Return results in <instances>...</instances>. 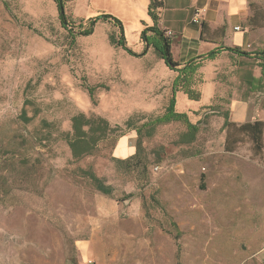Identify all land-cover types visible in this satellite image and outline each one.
Returning <instances> with one entry per match:
<instances>
[{
    "label": "rangeland",
    "instance_id": "rangeland-1",
    "mask_svg": "<svg viewBox=\"0 0 264 264\" xmlns=\"http://www.w3.org/2000/svg\"><path fill=\"white\" fill-rule=\"evenodd\" d=\"M90 1L64 0L63 27L54 0H0V264H260L264 126L257 141L232 120L230 62L202 60L197 100L175 92L174 110L197 126L186 141V122L152 123L178 74L139 42L138 15ZM250 6L264 28V0ZM102 12L139 55L110 43L111 19L79 33ZM80 113L106 122L75 159L67 141ZM129 134L139 156L120 160Z\"/></svg>",
    "mask_w": 264,
    "mask_h": 264
},
{
    "label": "crops",
    "instance_id": "crops-1",
    "mask_svg": "<svg viewBox=\"0 0 264 264\" xmlns=\"http://www.w3.org/2000/svg\"><path fill=\"white\" fill-rule=\"evenodd\" d=\"M109 1L120 2L121 10L128 17L138 15L139 28L144 29L155 22L148 14L150 0H142V5L137 0ZM160 1L162 6L156 10L158 15L156 24L162 31L169 29L173 32L169 37L163 35L171 41L170 49L175 62L182 66L189 60L218 48L220 51L216 57L207 61L211 63L210 61L216 62L219 59L230 62V82L236 84L229 109L232 120L238 123L264 120V55L262 52L257 53L256 50L257 47H264V28H257L251 22L252 0ZM88 2L91 3L90 0ZM197 10H201L202 17L199 22H194L193 15ZM99 12L97 10L96 13ZM135 21L136 19L133 22ZM228 23L229 30L226 28ZM236 26L239 28L234 29ZM139 42L143 44L142 40ZM227 47H238L247 54L240 55L225 50ZM174 73L178 74L176 71ZM222 77L223 75L220 79ZM216 84L218 89L223 85L217 80ZM122 137L125 139H121ZM119 139L121 140L117 150L120 148L128 151L124 154L115 153L114 157L125 159L132 156L136 151V137L129 134L122 135ZM255 254L260 264H264V235Z\"/></svg>",
    "mask_w": 264,
    "mask_h": 264
},
{
    "label": "trees",
    "instance_id": "trees-1",
    "mask_svg": "<svg viewBox=\"0 0 264 264\" xmlns=\"http://www.w3.org/2000/svg\"><path fill=\"white\" fill-rule=\"evenodd\" d=\"M54 1L57 4L56 8L58 12V17L62 22V26L67 27L69 21L64 11L65 8L64 0H54ZM161 6H162V2L160 0H150L148 14L155 22L152 26H147L144 29H142L140 38L143 41L144 45H146L147 47L152 46L157 51L159 57L163 60V62L168 67L178 72V75L175 76V78L172 81L173 92L170 98L169 105L165 109V112L161 116L156 117L152 123L161 124L170 121H184L188 125H187V131L182 134V139H185L186 141L190 142L195 138L197 126L189 122L186 113L177 112L174 110L175 92H177L178 90H182L191 100H197L199 98V93H198L199 91H196L191 86L193 83V76H195V74L197 73V69L200 67L202 60L214 59L220 50L218 48L211 50L205 55L198 56L193 60H189L184 65L179 66V64L175 62L173 55L171 53V49H170L171 41L169 40V38L163 35V31L160 30L158 25L156 24V21L158 19L156 10L158 9V7ZM99 19H111L115 23V25L118 26L119 28L118 38L112 35L110 41L111 44H113L114 46H121L122 48L126 49L128 53H131L133 55L140 54L126 47L125 38L123 34V26H122L123 23L120 19L111 16V14L101 13L96 17L90 18L89 19L90 25L79 33L81 35H89L93 30V25H95ZM204 28L205 27H203V29ZM225 50L233 51L239 53L240 55L247 54L246 52L241 51L240 48L238 47H233V48L227 47L225 48ZM144 54L145 52H143L142 55ZM262 54L264 55V51L262 52ZM91 90L92 89L89 90L90 93ZM22 117L24 121L28 122V120H30V118L27 117L25 112H23ZM71 120H72L71 122L72 135L71 137L68 138L67 142L71 149L72 156L75 157V159H78L81 156L91 152L92 148L90 142L85 137L86 134L91 130V127H93L94 124L98 123L100 129L104 130V127L100 125V122L104 123L106 121L105 119L102 118L87 117L82 113L73 115ZM263 126H264V121L257 120V121L243 123L239 127L248 132H252L254 136L257 138V141H260V134ZM137 156H139V150L138 147L136 146L135 153L130 157H137ZM120 160H124V159H120ZM92 179L95 182L96 189L106 194L111 193L110 186H107L101 179L95 176H92Z\"/></svg>",
    "mask_w": 264,
    "mask_h": 264
},
{
    "label": "built area",
    "instance_id": "built-area-1",
    "mask_svg": "<svg viewBox=\"0 0 264 264\" xmlns=\"http://www.w3.org/2000/svg\"><path fill=\"white\" fill-rule=\"evenodd\" d=\"M201 17H202V13H201V10H197L195 11L194 15H193V21L194 22H199L201 20ZM239 28V26H236L234 29H237ZM163 34L165 36H172L173 35V32L169 29H164L163 30Z\"/></svg>",
    "mask_w": 264,
    "mask_h": 264
},
{
    "label": "water",
    "instance_id": "water-1",
    "mask_svg": "<svg viewBox=\"0 0 264 264\" xmlns=\"http://www.w3.org/2000/svg\"><path fill=\"white\" fill-rule=\"evenodd\" d=\"M147 47V46H146Z\"/></svg>",
    "mask_w": 264,
    "mask_h": 264
}]
</instances>
